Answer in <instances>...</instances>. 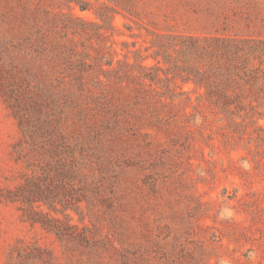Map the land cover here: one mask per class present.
I'll return each mask as SVG.
<instances>
[{
    "label": "rangeland",
    "instance_id": "rangeland-1",
    "mask_svg": "<svg viewBox=\"0 0 264 264\" xmlns=\"http://www.w3.org/2000/svg\"><path fill=\"white\" fill-rule=\"evenodd\" d=\"M168 35L249 40L264 70V0H0V264H264V101L143 85ZM56 148L89 187L44 207L59 236L6 199Z\"/></svg>",
    "mask_w": 264,
    "mask_h": 264
},
{
    "label": "trees",
    "instance_id": "trees-1",
    "mask_svg": "<svg viewBox=\"0 0 264 264\" xmlns=\"http://www.w3.org/2000/svg\"><path fill=\"white\" fill-rule=\"evenodd\" d=\"M81 10L86 8L81 7ZM162 38L154 57L158 60L156 65H146L144 60L147 57L138 56L141 61L137 59L136 65L142 73L143 85L157 91L153 86H159L163 80L167 88L178 80L184 84L193 83L205 88V94L199 96V103L205 98L212 109L222 111L253 110L255 102L264 101V70L261 64L256 66L253 63L257 48L249 40L224 35H168ZM172 53L178 57L174 58ZM160 57L164 64H171L176 59L183 64L176 65L177 70L171 72L160 66ZM159 73L165 74V78H161ZM176 97L174 94L166 97L170 98L172 107H175L173 102ZM69 155L63 157L62 151L53 149L51 161L41 164V174L28 176L23 184L6 195L8 201L21 205L27 221L39 224L47 232L58 236L63 234L64 226L75 230L79 226L71 223L68 214L63 220L52 216L44 207L63 212L74 210L81 214L82 202L87 201L89 190L79 162ZM85 227L83 225V229Z\"/></svg>",
    "mask_w": 264,
    "mask_h": 264
}]
</instances>
